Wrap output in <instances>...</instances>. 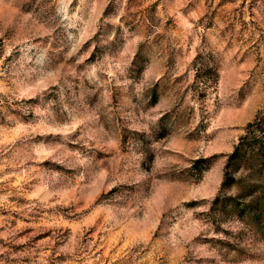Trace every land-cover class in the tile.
Returning <instances> with one entry per match:
<instances>
[{"label":"rangeland","instance_id":"obj_1","mask_svg":"<svg viewBox=\"0 0 264 264\" xmlns=\"http://www.w3.org/2000/svg\"><path fill=\"white\" fill-rule=\"evenodd\" d=\"M256 118L264 0H0V264H264Z\"/></svg>","mask_w":264,"mask_h":264},{"label":"trees","instance_id":"obj_2","mask_svg":"<svg viewBox=\"0 0 264 264\" xmlns=\"http://www.w3.org/2000/svg\"><path fill=\"white\" fill-rule=\"evenodd\" d=\"M262 155H264V118H256L248 123L246 134L240 137L226 162L223 186L236 184L241 189L239 194L227 198L232 200L230 205L236 213H252L255 208L264 206V198H262L264 195L258 192L256 183L251 181V176L256 170V162L264 168ZM202 161L204 159L197 160L195 165ZM239 170H241L240 175L237 174Z\"/></svg>","mask_w":264,"mask_h":264}]
</instances>
